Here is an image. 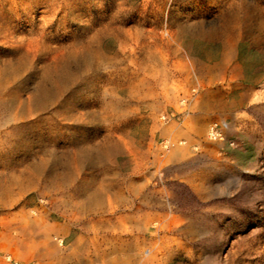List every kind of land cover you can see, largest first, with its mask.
<instances>
[{
	"label": "rangeland",
	"instance_id": "obj_1",
	"mask_svg": "<svg viewBox=\"0 0 264 264\" xmlns=\"http://www.w3.org/2000/svg\"><path fill=\"white\" fill-rule=\"evenodd\" d=\"M15 262L264 264V0H0Z\"/></svg>",
	"mask_w": 264,
	"mask_h": 264
},
{
	"label": "built area",
	"instance_id": "obj_2",
	"mask_svg": "<svg viewBox=\"0 0 264 264\" xmlns=\"http://www.w3.org/2000/svg\"><path fill=\"white\" fill-rule=\"evenodd\" d=\"M211 134H212V136L215 138V139H217V138H222V134H221V132H219L217 129H215V128H212L211 129ZM10 261H12L11 260V258L9 257L8 258ZM16 264H17V262H15Z\"/></svg>",
	"mask_w": 264,
	"mask_h": 264
}]
</instances>
